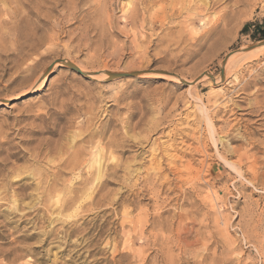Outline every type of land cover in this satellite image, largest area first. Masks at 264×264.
I'll list each match as a JSON object with an SVG mask.
<instances>
[{"label": "rangeland", "instance_id": "374dc122", "mask_svg": "<svg viewBox=\"0 0 264 264\" xmlns=\"http://www.w3.org/2000/svg\"><path fill=\"white\" fill-rule=\"evenodd\" d=\"M234 1L0 0V264H264V0Z\"/></svg>", "mask_w": 264, "mask_h": 264}, {"label": "bare ground", "instance_id": "6f19581e", "mask_svg": "<svg viewBox=\"0 0 264 264\" xmlns=\"http://www.w3.org/2000/svg\"><path fill=\"white\" fill-rule=\"evenodd\" d=\"M144 1V0H143ZM158 1V0H157ZM160 1V0H159ZM178 1V0H177ZM193 1V0H192ZM199 1V0H198ZM221 2L222 0H212V2H213V4H216L217 2ZM253 1V0H252ZM182 2H183V0H182ZM224 2V1H223ZM235 2H237V1H234L233 0V3H235ZM241 3H243V1H240ZM245 2H247V1H245ZM249 2H250V0H249ZM254 2V1H253ZM148 3V2H147ZM188 3H189V1H188ZM256 3V2H255ZM160 4V3H159ZM244 4V3H243ZM243 4H241L242 6H243ZM246 4V3H245ZM198 5V4H197ZM209 6H210V4H208ZM235 5H236V3H235ZM203 6V5H202ZM239 6H240V4H239ZM211 7V6H210ZM209 7V8H210ZM245 9V8H244ZM243 9V10H244ZM250 9V8H249ZM208 10V9H207ZM234 10V9H233ZM236 10V9H235ZM235 10H234V12H235ZM238 10V9H237ZM242 10V9H241ZM242 10V11H243ZM241 11V12H242ZM232 12V11H231ZM236 13V12H235ZM229 14V12L227 11V13L225 14V15H223V19H226V17L227 16H229L228 15ZM232 14V13H231ZM240 14V13H239ZM233 15H231V17H232ZM164 17V16H163ZM228 18V17H227ZM163 21V20H162ZM220 21V20H219ZM263 45H264V43H260V44H258V45H256L255 47H253V48H255V49H253V48H251V49H253V50H257V49H260V48H262L263 47ZM242 50V49H241ZM253 50H251V51H253ZM245 51V50H244ZM236 53V52H235ZM235 55V54H234ZM65 61H62V63H64ZM65 64V63H64ZM66 65V64H65ZM29 69V68H28ZM86 74H87V76H91V77H94V78H96V77H98L99 75H97V74H95V72H90V73H88V72H85ZM147 74L148 73H150V74H158V75H162V76H165V77H168V78H170V77H173L171 74H168V73H155V72H146ZM107 74H108V71H104V72H102L101 74H100V76L101 77H106L107 76ZM49 77V72L48 71H46V73H45V75L43 76V79L41 78V80H39V81H37L34 85H33V87L30 89V91L28 92V93H34V92H36L39 88H42V87H44V86H46V83H47V78ZM202 77H204L203 79H205V78H207L208 77V74H203L202 75ZM108 78H110L109 77V74H108ZM218 81V80H217ZM243 88L245 89V85H243ZM218 93H220V94H222V96H225L226 94L225 93H222L221 91H219ZM8 100V99H7ZM227 105V103H224V105ZM225 105V106H226ZM228 106V105H227ZM210 125V124H209ZM253 148H256V145H253ZM244 158H246L247 159V161H246V164L248 163V162H251V164L249 165V168H250V166H254V164H257L256 162H258L259 160L257 159V161H255V160H251L250 158H251V156H249V155H246V156H244L243 154L242 155H240V157H239V159H240V161L241 160H243ZM73 161V160H72ZM227 162V164L229 165V166H231V167H234V168H236V165H239L238 163H236V164H231V163H229L228 161H226ZM72 164V163H71ZM74 164V163H73ZM241 165V164H240ZM240 165H239V168H236V169H238V174H240V176L241 177H245V175H244V173L242 172V167H240ZM70 166H72V165H70ZM233 168V169H234ZM256 167L254 166L253 168H250L249 170H247V172H248V174L250 175V177H252V178H257L258 177V172L256 171V169H255ZM246 172V171H245ZM250 183L252 184V185H254L255 186V183L254 182H251L250 181ZM246 187V186H245ZM246 189V188H245Z\"/></svg>", "mask_w": 264, "mask_h": 264}, {"label": "water", "instance_id": "95a60500", "mask_svg": "<svg viewBox=\"0 0 264 264\" xmlns=\"http://www.w3.org/2000/svg\"><path fill=\"white\" fill-rule=\"evenodd\" d=\"M262 43H264V41ZM253 47L254 46H252V47H250L248 49H251ZM62 61H65L64 63L67 66H69L72 69L76 70L78 73L87 76V74L84 71H82L78 66H76L72 62H69V61H66V60H62ZM53 67H54V64H52L46 71H50ZM146 72L167 73V72L160 71V70H144V71H133V72H114V71H108V74H109V77H110L109 79L112 80V79H118V78L130 77V76H137V75H140V74L146 73Z\"/></svg>", "mask_w": 264, "mask_h": 264}, {"label": "trees", "instance_id": "16d2710c", "mask_svg": "<svg viewBox=\"0 0 264 264\" xmlns=\"http://www.w3.org/2000/svg\"><path fill=\"white\" fill-rule=\"evenodd\" d=\"M252 25L253 23H247L243 28V32H250L249 30ZM252 36L254 39H264V23L261 25H257L256 29L253 30Z\"/></svg>", "mask_w": 264, "mask_h": 264}]
</instances>
